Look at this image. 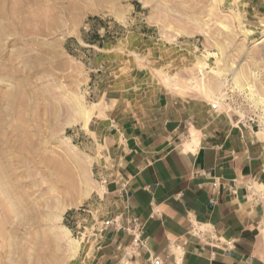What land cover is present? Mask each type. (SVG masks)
<instances>
[{
  "label": "rangeland",
  "instance_id": "1",
  "mask_svg": "<svg viewBox=\"0 0 264 264\" xmlns=\"http://www.w3.org/2000/svg\"><path fill=\"white\" fill-rule=\"evenodd\" d=\"M260 99L264 0H0V173L18 200V264H94L128 137L205 109L264 121Z\"/></svg>",
  "mask_w": 264,
  "mask_h": 264
},
{
  "label": "crops",
  "instance_id": "2",
  "mask_svg": "<svg viewBox=\"0 0 264 264\" xmlns=\"http://www.w3.org/2000/svg\"><path fill=\"white\" fill-rule=\"evenodd\" d=\"M189 119L126 139L108 174L111 220L94 264H264V143L249 122L210 109Z\"/></svg>",
  "mask_w": 264,
  "mask_h": 264
},
{
  "label": "bare ground",
  "instance_id": "3",
  "mask_svg": "<svg viewBox=\"0 0 264 264\" xmlns=\"http://www.w3.org/2000/svg\"><path fill=\"white\" fill-rule=\"evenodd\" d=\"M257 105L264 111V102L261 99L257 102ZM77 108L80 115H86L84 108L79 103ZM5 182L6 177L3 173H0V264H18L20 249H22L21 246L19 247L21 223L17 210L18 200L3 188ZM4 206L8 207L11 216L5 212Z\"/></svg>",
  "mask_w": 264,
  "mask_h": 264
},
{
  "label": "built area",
  "instance_id": "4",
  "mask_svg": "<svg viewBox=\"0 0 264 264\" xmlns=\"http://www.w3.org/2000/svg\"><path fill=\"white\" fill-rule=\"evenodd\" d=\"M215 108H216L215 105L212 106V109H215ZM250 125H252L253 129H255L257 132H260L261 130L264 131V121L261 119L259 120L257 119L256 121L250 122ZM126 229H128L132 235L133 244L136 247H141L143 245V242L140 239V234L142 232V225L138 221V219L135 217L129 218ZM153 264H160V261L154 260Z\"/></svg>",
  "mask_w": 264,
  "mask_h": 264
}]
</instances>
